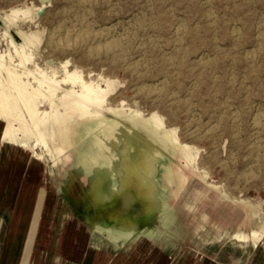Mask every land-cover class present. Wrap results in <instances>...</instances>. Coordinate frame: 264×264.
I'll return each instance as SVG.
<instances>
[{
	"label": "rangeland",
	"instance_id": "1",
	"mask_svg": "<svg viewBox=\"0 0 264 264\" xmlns=\"http://www.w3.org/2000/svg\"><path fill=\"white\" fill-rule=\"evenodd\" d=\"M73 1L0 0V34L5 31L6 22L2 18L6 13L33 8L37 13L33 21L21 17L20 22L18 19L16 23L24 30L42 28L43 58L47 57V61L53 59L57 64L68 60V69L81 71L85 80L98 81L101 78L113 81L117 89L110 98L112 106L118 105L116 102H124L125 108L138 110L145 116L156 112L167 127L177 130L181 142L199 150L197 166L207 174L205 181L208 184L219 187L230 200L250 203L264 218V120L260 126H253L255 116L264 115V0H92L93 5L90 0H85L87 3L82 5L80 0H77L78 3ZM82 11L86 12L83 14ZM74 14L76 19L73 18ZM69 24H80L84 30L98 33L93 45L120 40L117 43L125 53L121 55L126 58L120 55L118 62H111L110 57H103L102 54L89 57L88 49L84 46L67 49L65 53L56 51L55 54L46 45L48 35L59 25L64 30L70 28ZM176 30L184 33H176ZM128 33L134 36L129 38ZM11 36L20 42L12 29ZM2 48H5L4 44ZM231 60L236 62L231 63ZM249 63L254 64L249 66ZM254 128L258 131L255 132ZM251 135L257 136L256 139ZM159 142L165 147L171 146L163 137ZM258 148H261L260 151H257ZM177 156V152L173 151L171 159L165 156L158 163L177 166L181 163ZM251 171H254L253 174ZM245 174L249 175L246 177ZM71 180L67 174L52 179L44 164L28 151L10 146L1 148L0 220L5 228L9 227L7 243L10 246H6L8 250L0 252V264H20L22 253L9 249L18 247L23 235L38 223L44 229H81L84 238L89 239L88 244L96 240L98 243L109 241L110 237L101 229L94 230L98 225L115 229L123 226H135L142 231L152 229L156 245L145 238L151 235L148 230L142 233L145 237L137 239L143 245L135 255L141 264H171L174 259H179V264H262L263 259L258 256L259 248L248 245L242 249L232 245L228 239L202 244L199 237L204 236V231L198 234L191 230L182 231L176 213L179 217L187 216L184 202L193 199V196L188 198V194H193L199 185L203 186L197 179L188 184V192L180 203L164 214L160 204L146 200L139 194L141 190L134 191L131 187L127 190H132L136 197L126 192L125 198L114 197L104 205L93 203V194H89V201L85 202L80 195L81 187L76 182L77 189H72ZM56 187H59L58 192ZM49 209L52 210L51 219L45 218ZM101 209L102 213H99ZM226 229L231 232L234 227L229 224ZM206 231L210 235L209 240L216 234L210 225ZM150 237L154 238L152 235ZM129 242L126 240L124 244L131 247L128 246Z\"/></svg>",
	"mask_w": 264,
	"mask_h": 264
},
{
	"label": "bare ground",
	"instance_id": "2",
	"mask_svg": "<svg viewBox=\"0 0 264 264\" xmlns=\"http://www.w3.org/2000/svg\"><path fill=\"white\" fill-rule=\"evenodd\" d=\"M75 2L78 3L79 1L77 2L76 0ZM80 2L82 5L84 2L87 3L88 0L87 2L85 0H80ZM91 2L94 3V1L90 0V3ZM80 4L76 6L78 7ZM91 5L93 4L91 3ZM32 9L33 8L10 10L8 14H3L4 18H2L6 23H4L5 31L0 34V152L1 148L6 146L21 148L22 150L30 152L33 157L44 164L52 179L67 174L72 179V189H77V185L81 187L82 190L80 195L82 198L84 197L85 202L89 201L87 200L89 194H93V203L98 202L104 205L108 202L110 203L114 197L125 198L124 193L126 192H131L133 196L136 197V194L132 190H127L128 187H131L134 191L141 190L139 194L146 200L160 204L163 214L166 210L175 208L180 203L183 196L188 192V184L193 179H197L203 186L198 184L199 188H197L193 194H188L187 197L191 199L193 196V199L191 202H184L187 209V216L179 217L178 213H176L177 218H180L179 224H181L183 228L182 231L187 232L191 230L196 234L200 231H204V236L199 237L202 244L209 241L212 242L213 240L221 241L223 239H228L232 245L242 249L248 245H251L253 248H259L258 256L262 257V264H264V218H262V214L259 210L248 202L230 200L229 197L221 192L219 187L208 184L205 181L207 174L201 172L197 166L199 150L181 142L177 135V130L167 127L163 118L156 112H150L145 116L138 110H132L129 107L125 108L124 102L120 104L116 102L118 105L112 106V99L110 98L111 95H113V91L117 89H115L113 81L108 79L101 80V78L98 81H93L89 78H87L89 80H85L81 71L77 69H68V60L63 62L59 60L60 62L57 64L53 59H48L49 61H47V57L43 58V54L41 56L44 34L43 30H41L42 28L40 29L38 27L35 30L28 28L24 30L17 25V20L19 19L18 21L20 22L21 17L24 20L28 19L30 21H33L34 18L37 17V13ZM76 11H78V9ZM84 12L82 11L83 14ZM74 17L76 19L75 14L73 18ZM81 17H83V15ZM73 18H71V20H73ZM64 23L66 22L64 21ZM80 24L83 26V22ZM80 24L70 25V28L66 27V30H64V27L62 28L61 25H56L57 27H54L55 31L53 30L54 32L48 35L49 37L46 40L47 47H50L51 50L53 49L52 51H55L56 54V51L64 52L67 49H75L76 47L81 48L84 46L88 49V56L98 57L102 54L103 57L104 55L105 57H110L111 62H118L120 57L125 54L123 50H121L122 47L117 43L120 42V40L117 42L116 40L108 42L104 45H93L98 39V33H90L86 31L87 29L84 30V27V29L81 28ZM136 24L138 23L136 22ZM138 25H140V23ZM11 29L15 32L16 36L19 37L20 42L13 39V36H11ZM89 30L92 32L91 29ZM105 30L108 29L106 28ZM182 30L181 32L176 30V33H182ZM131 35L134 36L133 33H131L129 38ZM123 41L127 42L129 40L125 39ZM2 44L5 45L4 49L2 48ZM175 44H177V42H175ZM50 48L49 51L51 52ZM257 50L258 49H256V51ZM70 51L71 50H69V52ZM80 51L82 50L80 49ZM122 52L123 54L121 55ZM43 53H45V51ZM81 53L83 54V52ZM62 56L64 57V55ZM86 56L85 54V57ZM124 56L125 55L122 57ZM250 57L249 59L252 58ZM125 58L126 57L123 59ZM107 60H109V58ZM234 61L231 60V63H234ZM123 62H125V60ZM200 62L201 61H199V63ZM139 64L138 68L140 67ZM171 64L172 62H170V65ZM179 64L181 63L179 62ZM249 64V66H252L251 64L254 63ZM135 66L137 65L135 64ZM135 66L134 69L138 70ZM250 68L252 71V67ZM253 74L256 73L253 72ZM100 82L103 83V86ZM151 93L155 92L152 91ZM160 94L163 96L162 92ZM116 103H114V105ZM256 117L257 116H255L254 119L255 125L253 126L258 127L262 124L264 115ZM231 121L233 122V120ZM257 131L255 129V132ZM193 132H195V130ZM210 133L209 131V136ZM203 136L205 135L203 134ZM161 137L168 140L171 146H166V148L165 145L160 143L159 139ZM192 137H194V134ZM256 137L254 136L253 138L256 139ZM260 143L262 144V142H259V144ZM251 148L254 149L253 146ZM258 149L257 151H260L261 148ZM173 151L177 152V159L180 160L181 163H178V165L174 167L160 165L158 163V161L165 156L171 159ZM125 166L126 169H123ZM251 172L253 174L254 171ZM58 191L59 187H56V192ZM51 211L50 209L48 210L45 218H52ZM98 212L102 213V209ZM163 219L164 221L166 220L165 216ZM229 224H232L234 227L231 232L226 229V225ZM208 225L212 226L216 233L210 240V235L206 231ZM167 226L171 227L168 224ZM97 229V227L94 228V230ZM145 230H148L154 238L150 237L151 235L145 237L142 234ZM178 231L180 230L178 229ZM108 232L113 242L120 241L123 245H126L124 244L125 241L130 240L128 246L131 247V242H134L133 249L128 247L129 253L132 254L131 256L137 255L140 251V247L143 246L137 240L141 236L142 238H148L152 244L156 245L157 243L154 230L148 228L142 231L137 230L135 226H123L117 229L108 227ZM255 260H257V257ZM171 262V264H179L180 261L179 259H174ZM258 263L261 264L260 262Z\"/></svg>",
	"mask_w": 264,
	"mask_h": 264
},
{
	"label": "crops",
	"instance_id": "3",
	"mask_svg": "<svg viewBox=\"0 0 264 264\" xmlns=\"http://www.w3.org/2000/svg\"><path fill=\"white\" fill-rule=\"evenodd\" d=\"M40 225L38 223L35 228H29L18 247L9 249L22 253L20 264H140L135 255L129 256L128 247L120 241L116 242L119 244H113L109 239L102 244L96 240L95 243L88 244L89 239L84 238L81 229L73 227L71 230L66 228L52 230L44 229ZM97 228L109 236L108 228L105 226ZM7 237H10L9 227L5 228L0 220V252L8 250L6 246L8 248L10 246Z\"/></svg>",
	"mask_w": 264,
	"mask_h": 264
}]
</instances>
